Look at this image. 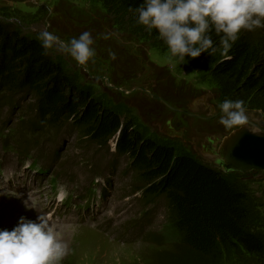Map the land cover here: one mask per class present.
<instances>
[{
    "label": "rangeland",
    "instance_id": "1",
    "mask_svg": "<svg viewBox=\"0 0 264 264\" xmlns=\"http://www.w3.org/2000/svg\"><path fill=\"white\" fill-rule=\"evenodd\" d=\"M120 5L116 0H0V23L33 39L41 31L54 32L64 42L90 31L96 55L86 65L56 47L49 49L52 60L61 65L73 85L121 120H133L145 138L172 146L178 155L194 156L223 173L222 163H214L221 138L207 137L218 121L202 118L215 114V106L220 109L219 105L229 99V89L216 88L218 84L193 59L178 62L164 43L121 11ZM257 31L258 39L264 40V28ZM244 105L247 110L261 112L258 120L263 127L264 104L259 102L258 108ZM27 106L19 100L13 110L0 108V165L14 169L0 174V228L12 229L21 216L32 220L46 216L68 245V254L60 264H179L187 259L190 249L171 230L175 217L166 199L142 200L140 182L126 171V157L80 140L71 125L54 128L38 139L37 148L27 150L24 144L30 138L22 130V113L28 112ZM178 108L202 116L182 125L189 128L182 137L180 127L175 125L182 120L181 113L175 111ZM31 150L35 157L32 168L37 165L44 172L36 174L29 168L32 160L18 159L27 157ZM22 166L25 168L21 170ZM226 177L237 180L236 174ZM240 180L251 186L245 190L255 203L261 201L264 180L259 176ZM61 187L66 191L95 189L98 195L105 193L100 211L108 207L107 213L95 227H80L83 213L71 204H57L55 196ZM248 264L263 263L257 259Z\"/></svg>",
    "mask_w": 264,
    "mask_h": 264
},
{
    "label": "trees",
    "instance_id": "2",
    "mask_svg": "<svg viewBox=\"0 0 264 264\" xmlns=\"http://www.w3.org/2000/svg\"><path fill=\"white\" fill-rule=\"evenodd\" d=\"M116 1L136 21L129 7L143 0ZM6 25L0 23V94L8 96L5 102L18 96L31 101L34 118L28 123L40 130L71 125L82 140L101 148L116 138L117 154L128 158V170L137 174L144 195L167 199L175 217L172 228L190 249L179 264H248L257 259L264 264V196L255 203L249 191L192 156L146 139L133 121L123 122L73 85L39 40ZM152 34L164 43L155 30ZM259 35L257 29L241 34L227 55L217 51L186 58L202 67L216 88L229 89L227 98L258 108L259 102L264 104V40Z\"/></svg>",
    "mask_w": 264,
    "mask_h": 264
},
{
    "label": "clouds",
    "instance_id": "3",
    "mask_svg": "<svg viewBox=\"0 0 264 264\" xmlns=\"http://www.w3.org/2000/svg\"><path fill=\"white\" fill-rule=\"evenodd\" d=\"M136 23L149 32L155 30L178 62L186 57L220 51L227 55L242 31L264 28V0H143L132 8ZM213 34L219 37L214 39ZM37 39L47 54L56 47L78 64L86 65L96 55L90 31L64 42L54 32L41 31ZM115 58L114 53H110ZM220 123L231 128L247 120L243 100L225 99L220 105ZM68 195L65 188L60 198ZM68 254V245L44 215L36 220L21 216L12 228H0V264H60Z\"/></svg>",
    "mask_w": 264,
    "mask_h": 264
},
{
    "label": "water",
    "instance_id": "4",
    "mask_svg": "<svg viewBox=\"0 0 264 264\" xmlns=\"http://www.w3.org/2000/svg\"><path fill=\"white\" fill-rule=\"evenodd\" d=\"M228 170L264 171V128L261 133L243 129L233 134L223 149Z\"/></svg>",
    "mask_w": 264,
    "mask_h": 264
},
{
    "label": "flooded vegetation",
    "instance_id": "5",
    "mask_svg": "<svg viewBox=\"0 0 264 264\" xmlns=\"http://www.w3.org/2000/svg\"><path fill=\"white\" fill-rule=\"evenodd\" d=\"M158 100L163 102V100L159 97H158ZM214 110H215V114L209 115L207 118H202V116L200 114H197L196 111H194V110L187 111L184 109L182 110V108L181 109H179V108L175 109V111L181 113L182 120L180 122L176 121V123H177V126L180 127V130H182V136L185 135V133L189 129V128L185 129L184 127H182V125L184 123H186V121H188V119H190V118H198V119L202 118L203 120L213 119L215 121H218V126L215 129H213L212 131H210L209 135H207L208 139L212 138L214 140H217L219 138L224 139L227 137L228 134H230V132L232 133L234 130H238V129L243 128V127H249L250 124H254V125L260 124L258 118H260L261 112L258 110L251 111V110L246 109V114L248 117L247 122L244 125H236V126H233L231 128H228V127H225L224 125H222L220 123L221 109H218L217 106H215ZM233 128H236V129H233ZM224 134H227V135H224ZM210 146L211 145H209V147Z\"/></svg>",
    "mask_w": 264,
    "mask_h": 264
},
{
    "label": "bare ground",
    "instance_id": "6",
    "mask_svg": "<svg viewBox=\"0 0 264 264\" xmlns=\"http://www.w3.org/2000/svg\"><path fill=\"white\" fill-rule=\"evenodd\" d=\"M1 111V110H0ZM3 111V110H2ZM1 115H3L2 113H0ZM1 122V121H0ZM0 194L2 195L3 194V192L0 190Z\"/></svg>",
    "mask_w": 264,
    "mask_h": 264
}]
</instances>
